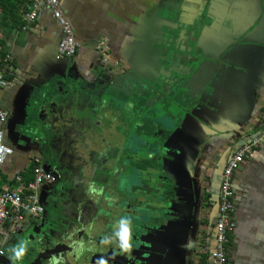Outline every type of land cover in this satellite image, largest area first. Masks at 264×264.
I'll list each match as a JSON object with an SVG mask.
<instances>
[{
	"label": "crops",
	"instance_id": "0c3cea01",
	"mask_svg": "<svg viewBox=\"0 0 264 264\" xmlns=\"http://www.w3.org/2000/svg\"><path fill=\"white\" fill-rule=\"evenodd\" d=\"M59 1L79 43L70 60L56 59L62 31L50 9L23 28L13 27L11 17L0 13V49L15 68L8 86L0 88V109L11 112L0 129L5 144L15 149L0 168V193L33 179L32 166L50 171L52 156L60 164L70 159L67 152L81 155L92 152L91 147L96 165L103 162L102 155L110 156L108 171L99 165L104 177L92 191H98L92 218L83 208L89 193L83 188L92 181L81 173L74 177L76 168L58 173V181L41 191L44 202L47 189L50 196L52 190L77 187L55 212L63 220V235L55 237L61 264L108 262L104 245L98 251L94 243L92 250L85 241L92 236L102 243L106 225L116 219L120 193L131 185L162 199L136 209L145 215L165 212L148 239L158 238L150 251L159 264H212L223 170L264 129V0ZM104 45L107 61L99 51ZM110 67L113 87L104 90L101 75ZM151 90L160 96L166 92L190 110L173 126V137L164 134L155 146L158 162L141 166L126 150L134 137L143 136L145 147L161 139L150 123L139 125L134 114V98ZM96 133L99 137L91 140ZM22 138L30 140L22 144ZM232 184L235 229L229 236L228 264H264V147L245 159ZM64 214L74 220L68 224ZM45 218L26 217L23 227L28 222L51 235ZM91 219L101 221L93 235ZM15 257L6 249L0 264H12ZM29 259L36 261L35 256Z\"/></svg>",
	"mask_w": 264,
	"mask_h": 264
},
{
	"label": "water",
	"instance_id": "95a60500",
	"mask_svg": "<svg viewBox=\"0 0 264 264\" xmlns=\"http://www.w3.org/2000/svg\"><path fill=\"white\" fill-rule=\"evenodd\" d=\"M186 33V32H185ZM198 47V46H197ZM221 51V48L218 50L219 55ZM200 57V56H197ZM218 58V57H217ZM63 61V60H59ZM114 67L105 68V72H102L101 75V84L103 86L102 89L105 90L109 87H113L114 78L110 74V72H113ZM190 68V66L188 67ZM134 74L137 75L139 78L140 75L134 71ZM189 75V74H188ZM185 77L184 75H181ZM154 89V88H153ZM148 91L147 94H139L134 99V114L138 118V124L141 125L143 122L145 124H149L161 135V139L157 140L156 143L151 144V142L146 146V154H149L151 156H148L147 159H144L145 163L143 162V159H139V165H145L148 162L156 161L158 162V157H160L159 152L156 150L155 146H159V143L163 141L164 134H167V139H171L173 137V132L175 131L173 126L177 125V121L184 119V117L188 114L186 113L184 115V111L189 109V105H178L175 101H172L171 98L168 96L166 92H163L164 96H160L159 94L155 95V92ZM163 91V90H162ZM150 113L145 114L146 111ZM190 110V109H189ZM190 112V111H189ZM191 114L192 111H191ZM146 143L148 142L145 140ZM145 143V144H146ZM145 146V145H144ZM150 150V151H149ZM52 156V155H51ZM54 159L53 163H58V160L56 159V156H52V160ZM73 159H66L62 163H58L57 166L54 167L52 172L57 176L58 173H65L68 174L69 169L76 168V173H80L82 170L79 167V163H74L71 165ZM154 175V174H153ZM161 174H157L158 177H160ZM68 176V175H67ZM79 177V174H78ZM83 177V176H81ZM134 187L131 185L128 188H125L121 193L116 209H117V216L116 219L113 222H109L106 225L105 233L103 234V240L102 243H98L95 238L90 236L91 238H88L85 242L89 244L88 248L94 249V247L97 246L98 251H101V246L104 245L106 247V252L108 254V262H104L102 264H159L160 260L158 255H155L153 252L150 251V249L153 248V245H156L158 243V238L149 239V232L151 230H154L152 227L153 225L157 224L159 220L161 219V215H163L165 212L160 210H153L149 214L145 215V211L141 212V210L136 211V209H140L142 203L145 202L150 203V206H156V204L153 202V200H157L158 196L149 194L147 190H144L142 188L138 190H134ZM129 189H133L132 192L129 191ZM69 189H58V190H52L49 195V189H47L48 197L53 201H56L55 206L53 207L58 210L60 207L59 199H55V195L57 193H67ZM73 190V189H72ZM77 187L74 186V190L70 193L75 194L77 191ZM76 191V192H75ZM79 191V189H78ZM46 196V198H48ZM59 196V195H58ZM44 199V205L46 207H50L51 204L46 203ZM54 198V199H53ZM147 198V199H145ZM162 200L161 198H158V202ZM125 210L127 212H125ZM48 211L45 212L46 218L45 222L47 224H51L53 222V216L49 218ZM138 213V214H137ZM143 213V214H142ZM56 214V213H55ZM124 214V215H123ZM57 217L58 214H56ZM126 216V217H124ZM122 221H126L127 223V232H122ZM101 221L95 222L93 219H91L89 224V232L95 234L97 232V225L100 226ZM32 233V234H31ZM60 234V236L63 235L62 230L58 227L54 230H51V235L49 233L44 232L41 233L37 227L30 226L28 222L25 223V226L22 228L21 232L18 234L23 235L24 239L26 240V243L29 246H32L34 249H36L37 252L48 251V261H40V263L35 264H61V261H58L61 253L57 249V246L60 244V241H58L55 237ZM23 240V239H22ZM96 244L94 246L93 244ZM98 243V244H97ZM156 248H158L156 246ZM158 250V249H157ZM25 252V251H24ZM111 253V256H110ZM32 253L30 252L29 257H32ZM34 257V256H33ZM14 260V259H13ZM159 261V262H158ZM13 263V261H11ZM23 264H29L27 262H23Z\"/></svg>",
	"mask_w": 264,
	"mask_h": 264
},
{
	"label": "built area",
	"instance_id": "2783aa9c",
	"mask_svg": "<svg viewBox=\"0 0 264 264\" xmlns=\"http://www.w3.org/2000/svg\"><path fill=\"white\" fill-rule=\"evenodd\" d=\"M43 9H50L53 18L58 22L62 31V39L58 46L57 60H70L76 56L79 50V43L71 23L64 16L59 0H32L25 15L28 23H34L40 16ZM100 53L107 61V49L99 47ZM118 65V63H115ZM12 58L6 55L0 59V88L8 86V78L14 75ZM8 112L0 109V123L6 121ZM264 147V129L258 137L252 138L233 154L226 164L220 186L219 215L215 227V246L212 251V264H228L229 251L227 249L229 236L235 229L233 220L235 212L233 178L235 172L240 168L246 158L254 157L256 151ZM13 155V151L5 144V136L0 129V168L6 160ZM40 163L37 160V163ZM20 182L21 179L17 178ZM57 176L48 171L42 165H36L33 169V180L29 183H22L15 189H6L0 193V256L6 254L7 242L10 235L18 233L27 216L40 217L45 214L46 206L41 199V191L44 185L54 184Z\"/></svg>",
	"mask_w": 264,
	"mask_h": 264
},
{
	"label": "flooded vegetation",
	"instance_id": "af4514ba",
	"mask_svg": "<svg viewBox=\"0 0 264 264\" xmlns=\"http://www.w3.org/2000/svg\"><path fill=\"white\" fill-rule=\"evenodd\" d=\"M6 111L8 112V115H7L6 121L2 125H5L7 123V121L10 118V115H11V112L9 110H6ZM3 133H4V131H3ZM4 136H5V133H4ZM95 136L96 137L95 138L93 137V139H91V140L96 141L97 137H99V133H96ZM99 139H100V141H107V142L109 141V139H107L106 137H102V136H100ZM26 140H30V139L29 138L28 139L22 138L21 143L23 144L24 142H26ZM89 148L92 149L91 150L92 152H90V153H86V151H85L83 153H80L81 155H79L76 152L71 151V152H67L65 156H68L70 159H73V161L78 162L79 163V167L82 170V172H80V173L83 174V177L86 178L88 182L92 181L88 186L83 188V189H86V192H89L88 193V197L86 199V202L83 200L84 201V206H83L84 213L86 214L87 218H92L93 214H94V208L96 206L95 197H96V195H98V191L96 192L95 195H94V193L92 191H94L96 189V187H97L96 184L99 183V180L102 177H104L103 175L101 176L100 172L98 171V169L100 168L99 165H102L101 169H104V170L108 171V169L110 168V162H109L110 156L109 155H102L103 157H105L103 159V162H101V164H99V165H96V164H94V161H93V157L95 155V153L93 152V148H91V147H89ZM11 149H12L13 154H14L15 153V149H13V148H11ZM100 157H98V158H100ZM98 162L100 163L99 160H98ZM95 163H97V162L95 161ZM95 170H97V172H95ZM74 177H78V176H74ZM139 179L145 180L142 177L139 178ZM78 181H81V180L78 179ZM47 186H49V185L48 184L44 185V188H46ZM71 191H73V190L71 188H69L67 193H64V192H61L60 194L57 193L56 199L57 198L59 199L60 204L64 205L65 203H68V201L70 200V195H71L68 192H71ZM56 201L52 200L53 203H51V200L49 199V197L45 200L46 203L50 202L51 206H53V207L55 206ZM61 210H62V206L59 207V211H61ZM46 211L49 212V206L46 207ZM35 251H37V250L34 249L32 246H30V247L28 246V248H25V252L21 256L22 257V261L24 263L27 262L29 264L40 263V261H48V258H47V257H49L48 251L47 252L42 251V252H37V253ZM30 252L32 253L31 255L35 256V260L36 261H31V259H29ZM12 264H18V262L13 261Z\"/></svg>",
	"mask_w": 264,
	"mask_h": 264
},
{
	"label": "rangeland",
	"instance_id": "374dc122",
	"mask_svg": "<svg viewBox=\"0 0 264 264\" xmlns=\"http://www.w3.org/2000/svg\"><path fill=\"white\" fill-rule=\"evenodd\" d=\"M23 133H25L27 136H30V137L32 136V133L29 130H26ZM31 140H33V139H31ZM142 143H143V136L134 137V143H133V140H132L131 144H130V148H128L126 150V152H127L128 156L134 157V160H136L137 162H139V159H141V161L143 159L142 163H145L144 159L145 158L147 159V157L151 156V155L146 154V147L143 146ZM54 165L57 166V162L54 163ZM60 205L62 206V204H60ZM49 212L53 216V219H52L53 222H51L50 228H51V230H54L55 228H58L62 224L63 220H61L60 217H57V215L55 214L56 209H54L53 206L49 207ZM27 217H29V216H27ZM66 217H67L66 222L68 224H70L72 222V219L74 220L73 216H72V218H70L71 216H69V215L67 216L66 214H64V218H66ZM63 229H65V227ZM20 245H23L24 248L28 245L26 243V240L24 239V236L23 235H19L17 238H15V235L12 234L10 239H9V241L7 242V246H6L7 253L10 256L13 253H16V250H17V248ZM14 260H15V262H18V264H22V257L21 256H19V257L16 256L14 258Z\"/></svg>",
	"mask_w": 264,
	"mask_h": 264
},
{
	"label": "trees",
	"instance_id": "16d2710c",
	"mask_svg": "<svg viewBox=\"0 0 264 264\" xmlns=\"http://www.w3.org/2000/svg\"><path fill=\"white\" fill-rule=\"evenodd\" d=\"M32 1L28 0H0V13L8 14L11 17V23L13 27L23 28L26 24L25 15L28 12V7L31 5ZM0 46H2V41H0ZM6 53L0 49V59L4 58ZM33 172V166L31 167ZM29 180L27 183L32 181Z\"/></svg>",
	"mask_w": 264,
	"mask_h": 264
},
{
	"label": "clouds",
	"instance_id": "9594fccd",
	"mask_svg": "<svg viewBox=\"0 0 264 264\" xmlns=\"http://www.w3.org/2000/svg\"><path fill=\"white\" fill-rule=\"evenodd\" d=\"M121 224H122V232H121V234H123L124 232L128 231L127 223H126V221H122ZM24 251H25L24 246L23 245L19 246L17 248V250H16V256L17 257L21 256L24 253Z\"/></svg>",
	"mask_w": 264,
	"mask_h": 264
}]
</instances>
